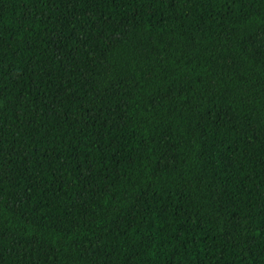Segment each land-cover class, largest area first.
Segmentation results:
<instances>
[{
    "label": "trees",
    "instance_id": "trees-1",
    "mask_svg": "<svg viewBox=\"0 0 264 264\" xmlns=\"http://www.w3.org/2000/svg\"><path fill=\"white\" fill-rule=\"evenodd\" d=\"M0 264H264V0H0Z\"/></svg>",
    "mask_w": 264,
    "mask_h": 264
}]
</instances>
